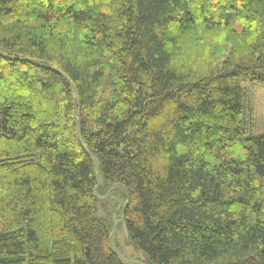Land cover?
<instances>
[{
	"label": "trees",
	"instance_id": "16d2710c",
	"mask_svg": "<svg viewBox=\"0 0 264 264\" xmlns=\"http://www.w3.org/2000/svg\"><path fill=\"white\" fill-rule=\"evenodd\" d=\"M244 84L264 0H0V264H133L120 189L149 264H264Z\"/></svg>",
	"mask_w": 264,
	"mask_h": 264
},
{
	"label": "rangeland",
	"instance_id": "374dc122",
	"mask_svg": "<svg viewBox=\"0 0 264 264\" xmlns=\"http://www.w3.org/2000/svg\"><path fill=\"white\" fill-rule=\"evenodd\" d=\"M245 119L247 132L251 136L264 135V86L244 84ZM123 189L115 191L109 198L98 201V212L104 224L112 229V246L125 260L133 264H149L147 254L128 239L125 226L117 217L121 205L126 202Z\"/></svg>",
	"mask_w": 264,
	"mask_h": 264
},
{
	"label": "water",
	"instance_id": "95a60500",
	"mask_svg": "<svg viewBox=\"0 0 264 264\" xmlns=\"http://www.w3.org/2000/svg\"><path fill=\"white\" fill-rule=\"evenodd\" d=\"M99 185H100V183H99ZM124 210H125V208H124ZM122 217H123V219H122V223H124V211H123ZM125 230H126V228H125ZM126 234H127V236H128V233H127V232H126ZM110 243H111V245H112V239H111Z\"/></svg>",
	"mask_w": 264,
	"mask_h": 264
}]
</instances>
